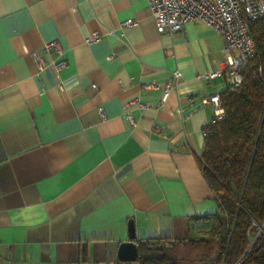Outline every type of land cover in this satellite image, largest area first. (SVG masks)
<instances>
[{
	"label": "crops",
	"instance_id": "0c3cea01",
	"mask_svg": "<svg viewBox=\"0 0 264 264\" xmlns=\"http://www.w3.org/2000/svg\"><path fill=\"white\" fill-rule=\"evenodd\" d=\"M53 39L67 65L48 54L38 75L33 51ZM223 45L201 20L160 33L149 0H0V264H138L119 258L131 222L137 243L210 232L195 218L218 211L201 99L226 86L203 76Z\"/></svg>",
	"mask_w": 264,
	"mask_h": 264
},
{
	"label": "trees",
	"instance_id": "16d2710c",
	"mask_svg": "<svg viewBox=\"0 0 264 264\" xmlns=\"http://www.w3.org/2000/svg\"><path fill=\"white\" fill-rule=\"evenodd\" d=\"M250 27L256 54L242 83L219 91L225 114L206 126L199 157L218 200L217 212L195 217L210 222V235L140 239L138 264H264V16ZM179 245L197 258L177 260Z\"/></svg>",
	"mask_w": 264,
	"mask_h": 264
},
{
	"label": "built area",
	"instance_id": "2783aa9c",
	"mask_svg": "<svg viewBox=\"0 0 264 264\" xmlns=\"http://www.w3.org/2000/svg\"><path fill=\"white\" fill-rule=\"evenodd\" d=\"M149 3L156 28L160 33L179 31L185 27L187 22L198 20L207 23L220 33L224 39L221 67L208 71L203 76L209 79L222 76L226 84L230 86H238L242 83V69L256 54L250 23L264 16V0H149ZM132 24H134L133 19L121 23L122 26ZM100 37L101 34L98 31H93L86 42L91 43ZM43 50L44 53L33 51L38 75L48 64V54H54L57 57L53 63L58 69L67 65V59L63 58V46L58 39L46 42ZM182 77L183 71L180 68L172 70L169 80L164 84L162 100L178 87ZM144 86L152 88L156 86V83L151 82ZM201 104L213 109L210 124H215L224 117L225 110L219 92L205 95L201 99ZM133 106L146 107L147 105L141 103L139 99H133L127 103L125 116L135 124V117L131 111ZM99 110L105 117L102 105L99 106ZM179 110H183L181 105ZM188 115L186 114L185 117ZM185 137V140L188 141L187 135Z\"/></svg>",
	"mask_w": 264,
	"mask_h": 264
},
{
	"label": "water",
	"instance_id": "95a60500",
	"mask_svg": "<svg viewBox=\"0 0 264 264\" xmlns=\"http://www.w3.org/2000/svg\"><path fill=\"white\" fill-rule=\"evenodd\" d=\"M131 238L132 240L122 243L119 258L123 261H136L139 257L138 243L134 231L133 222H131Z\"/></svg>",
	"mask_w": 264,
	"mask_h": 264
},
{
	"label": "rangeland",
	"instance_id": "374dc122",
	"mask_svg": "<svg viewBox=\"0 0 264 264\" xmlns=\"http://www.w3.org/2000/svg\"><path fill=\"white\" fill-rule=\"evenodd\" d=\"M223 85V82H221V84H220V87ZM219 87V88H220ZM223 87V86H222ZM221 87V88H222ZM220 88V89H221ZM209 230H206L205 231V233H203V235L202 236H208V235H210V232H208ZM261 231H263V227L261 228ZM180 245L179 246H177V248L179 249L178 251H176V253H175V251H174V253H173V255L174 256H176V258H177V260H181V258H185V257H187V254L189 253V252H185V251H183V250H181L180 249ZM186 247H189V246H186ZM203 247H205V246H203ZM190 248V247H189ZM201 250V249H200ZM200 250H199V252H200ZM185 253H187V254H185ZM188 256L190 257V258H192V259H195V258H197V252L195 251V253L193 254V252H191L190 254H188ZM183 264V263H182Z\"/></svg>",
	"mask_w": 264,
	"mask_h": 264
}]
</instances>
